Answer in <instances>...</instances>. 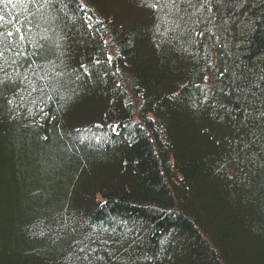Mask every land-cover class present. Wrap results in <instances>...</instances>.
<instances>
[{"label": "trees", "instance_id": "1", "mask_svg": "<svg viewBox=\"0 0 264 264\" xmlns=\"http://www.w3.org/2000/svg\"><path fill=\"white\" fill-rule=\"evenodd\" d=\"M0 13V264H264V0Z\"/></svg>", "mask_w": 264, "mask_h": 264}, {"label": "snow or ice", "instance_id": "2", "mask_svg": "<svg viewBox=\"0 0 264 264\" xmlns=\"http://www.w3.org/2000/svg\"><path fill=\"white\" fill-rule=\"evenodd\" d=\"M174 2V0H173ZM0 3H4L5 5L7 4H12L13 7L16 6L17 3H23V4H40V7H43L47 4L50 3V0H42V3H41V0H16V2L14 3L13 0H0ZM149 7L153 8V9H156L158 8L160 5L159 3H152L150 5H148ZM4 20V16L2 13H0V21H3ZM22 32V29L21 28H16L15 29V33H13L12 31H8L7 33H3V32H0V36H6V37H13L15 34H20ZM19 38L21 41H23L25 39V37L21 34L19 35ZM11 47V45H8L6 44L5 45V49L3 50H0V56H3L4 55V50H9ZM111 59V58H110ZM2 70V69H0ZM5 84V80H0V85H3ZM8 103L11 104L12 101L11 100H8ZM115 131V129H113Z\"/></svg>", "mask_w": 264, "mask_h": 264}]
</instances>
